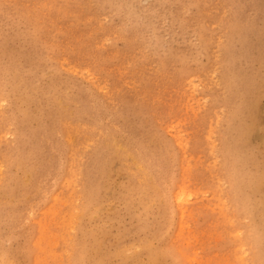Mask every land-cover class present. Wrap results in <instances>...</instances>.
<instances>
[{
    "label": "rangeland",
    "instance_id": "374dc122",
    "mask_svg": "<svg viewBox=\"0 0 264 264\" xmlns=\"http://www.w3.org/2000/svg\"><path fill=\"white\" fill-rule=\"evenodd\" d=\"M0 136V264H264V0H0Z\"/></svg>",
    "mask_w": 264,
    "mask_h": 264
},
{
    "label": "bare ground",
    "instance_id": "6f19581e",
    "mask_svg": "<svg viewBox=\"0 0 264 264\" xmlns=\"http://www.w3.org/2000/svg\"><path fill=\"white\" fill-rule=\"evenodd\" d=\"M43 3V2H42ZM30 4V3H29ZM71 8V7H70ZM92 8V7H91ZM74 9V8H73ZM75 12V11H74ZM53 15V14H52ZM62 20V19H61ZM51 28V27H50ZM81 29V28H80ZM225 37V36H224ZM102 40V39H101ZM99 44V43H98ZM215 56V55H214ZM68 59V58H67ZM150 63V62H149ZM78 64V63H77ZM75 66V65H74ZM83 66V65H82ZM79 67V66H78ZM81 70V69H80ZM90 70V69H89ZM78 71V70H77ZM90 72V71H89ZM212 75V74H211ZM71 77V76H70ZM198 77V76H197ZM205 80V79H204ZM95 81V80H94ZM189 81V80H188ZM94 83V82H93ZM205 84V83H204ZM195 86V85H194ZM101 87V86H100ZM39 88V87H38ZM101 89V88H100ZM106 89V88H105ZM107 90V89H106ZM189 91V90H188ZM100 92V91H99ZM102 92V91H101ZM108 92V91H107ZM115 94V93H114ZM158 94V93H157ZM63 95V94H62ZM195 95V94H194ZM199 96H201V95H199ZM152 98V97H151ZM3 99V98H2ZM199 99V98H198ZM178 100V99H177ZM188 101V100H187ZM198 102V101H197ZM172 103V102H171ZM170 103V104H171ZM154 104V103H153ZM166 104V103H165ZM152 105V104H151ZM220 106V105H219ZM170 107V106H169ZM202 107V106H201ZM215 108V107H214ZM154 109V108H153ZM167 109V108H166ZM165 109V110H166ZM190 110V109H189ZM195 111V110H194ZM175 113V112H174ZM6 114V113H5ZM179 114H180V112H179ZM191 114V113H190ZM197 115V114H196ZM174 116V115H173ZM170 117V116H169ZM190 117V116H189ZM159 119V118H158ZM190 119V118H189ZM191 122V121H190ZM209 122V121H208ZM160 124V123H159ZM188 124V123H187ZM210 124V123H209ZM194 125V124H193ZM208 125V124H207ZM189 129V128H188ZM208 129V128H207ZM4 130V129H3ZM190 130V129H189ZM195 131V130H194ZM70 135V134H69ZM190 136V135H189ZM1 137V136H0ZM199 137V136H198ZM3 138V137H2ZM69 138V137H68ZM7 139V138H6ZM214 140V139H213ZM69 141V140H68ZM115 141V140H114ZM82 143V142H81ZM84 144V143H83ZM86 145V144H85ZM118 145H119V143H118ZM87 146V145H86ZM121 146V145H120ZM90 147V146H89ZM123 148V147H122ZM181 148V147H180ZM190 148V147H189ZM200 148V147H199ZM69 150V149H68ZM180 152V151H179ZM212 154H214V153H212ZM72 158V157H71ZM73 159V158H72ZM181 159V158H180ZM196 161V160H195ZM72 162H73V160H72ZM190 162V161H189ZM74 164V163H73ZM138 166V165H137ZM208 166V165H207ZM71 168V167H70ZM212 173V172H211ZM3 174V173H2ZM149 175V174H148ZM190 175V174H189ZM218 175V174H217ZM217 177V176H216ZM228 178V177H227ZM76 179V178H75ZM213 179V178H212ZM1 180V179H0ZM194 180V179H193ZM234 180V179H233ZM184 181V180H183ZM76 182V181H75ZM151 182V181H150ZM61 183V182H60ZM77 183V182H76ZM179 184V183H178ZM53 185V184H52ZM48 186V185H47ZM60 189V188H59ZM43 191V190H42ZM71 191V190H70ZM57 192V191H56ZM69 192V191H68ZM164 192V191H163ZM66 194V193H65ZM176 194V193H175ZM228 194V193H227ZM177 195V194H176ZM186 195V194H185ZM235 195V194H234ZM64 198V197H63ZM70 198V197H69ZM174 198V197H173ZM234 199V198H233ZM145 200V199H144ZM179 201V200H178ZM177 201V202H178ZM197 203V202H196ZM202 203V202H201ZM205 203V202H204ZM177 204H179V203H177ZM182 204V203H181ZM242 204V203H241ZM70 205V204H69ZM33 209V208H32ZM181 209V208H180ZM184 211V210H183ZM180 212V211H179ZM53 213H55V212H53ZM67 213V212H66ZM57 214V213H56ZM181 214H182V212H181ZM53 215V214H52ZM60 217V216H59ZM70 217H71V215H70ZM226 218V217H225ZM40 219V218H39ZM181 219V218H180ZM74 220V219H73ZM231 220V219H230ZM66 221V220H65ZM242 222V221H241ZM66 223V222H65ZM254 225V224H253ZM68 227V226H67ZM240 228V227H239ZM61 229H62V227H61ZM68 229V228H67ZM66 229V230H67ZM241 229V228H240ZM45 230V229H44ZM49 230V229H48ZM202 230V229H201ZM200 230V231H201ZM250 230V229H249ZM64 231V230H63ZM213 231V230H212ZM231 231V230H230ZM50 232V231H49ZM190 232V231H189ZM248 232V231H247ZM54 233H56V232H54ZM233 233V232H232ZM177 234V233H176ZM49 235V234H48ZM62 235V234H61ZM250 236V235H249ZM51 237V236H50ZM251 237V236H250ZM39 238V237H38ZM44 238V237H43ZM241 239V238H240ZM35 243V242H34ZM33 243V244H34ZM39 243V242H38ZM36 245V244H35ZM249 245V244H248ZM246 249V248H245ZM116 251V250H115ZM126 251V250H125ZM216 252V251H215ZM38 253V252H37ZM226 254V253H225ZM34 257V256H33ZM59 258V257H58ZM185 258V257H184ZM216 258V257H215ZM239 258V257H238ZM259 259V258H258ZM247 261V260H246ZM12 263V262H11ZM217 263V262H216Z\"/></svg>",
    "mask_w": 264,
    "mask_h": 264
}]
</instances>
